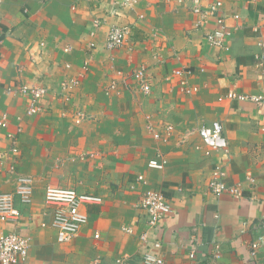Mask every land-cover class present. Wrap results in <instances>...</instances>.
<instances>
[{
    "label": "crops",
    "instance_id": "1",
    "mask_svg": "<svg viewBox=\"0 0 264 264\" xmlns=\"http://www.w3.org/2000/svg\"><path fill=\"white\" fill-rule=\"evenodd\" d=\"M129 1L0 0V193H14L17 176L34 181L29 205L15 197L19 223H0V234L29 238L24 264H144L147 251L163 264H264V107L228 98L230 92L264 98V66L255 68L256 55L264 59L258 46L264 42V0H203L204 7L221 4L230 30L222 50L206 39L216 20L195 28L199 17L188 0ZM113 26H128L130 33L110 51L106 37ZM141 68L148 94L134 76ZM175 70L190 73L180 78ZM73 79L80 83L69 94L62 86ZM182 80L196 91L185 93ZM22 85L47 92L36 116L26 115L30 99ZM78 112L84 118L77 130H60ZM212 122L222 126L225 151L206 156L196 134L179 144L185 133ZM148 125H172L174 133L156 140ZM8 135L16 138V155ZM71 151L102 154L72 165H84L80 172L87 173L86 186L72 188L101 195L102 204L86 206L87 224L70 243L58 244L44 191L63 171L58 157ZM159 154L167 159L165 168L149 169L148 160ZM216 165L225 169L228 185L242 184L240 197L208 190ZM138 175L147 184L137 182ZM110 183L124 187L123 194L110 195ZM148 188L159 189L171 207L155 228L138 206ZM145 232L146 244L139 239ZM155 241L159 249L151 248Z\"/></svg>",
    "mask_w": 264,
    "mask_h": 264
},
{
    "label": "built area",
    "instance_id": "2",
    "mask_svg": "<svg viewBox=\"0 0 264 264\" xmlns=\"http://www.w3.org/2000/svg\"><path fill=\"white\" fill-rule=\"evenodd\" d=\"M187 0H178L179 3H184ZM191 6V12L199 17L195 22V28H199L207 22L208 19L214 18L216 20L217 27L206 35V39L209 44L218 48L227 49V39L230 35V30L225 22V17L220 14L221 4L219 2L210 3L206 7L201 4L203 0H188ZM130 2L125 0V3ZM236 19L238 16H234ZM99 22L96 21L94 25L98 26ZM130 29L128 26H113L109 29L106 37V49L115 50L121 48L128 35ZM94 44H90L93 46ZM258 46L264 48V42L259 41ZM255 68L263 70L264 59L263 55L259 54L255 57ZM85 72L88 71V62L84 64ZM190 72L185 70H175L173 74L177 77H184L189 75ZM135 78L139 81L143 92L148 94L150 92V86L148 84L146 71L144 68L138 69L134 73ZM79 79H73L68 83L63 84V89L67 90L69 94L74 88L79 86ZM117 82L112 80L109 85V89H115ZM181 87L185 93H193L195 88H190L186 85V81H181ZM20 92L27 95L30 99V104L26 110V115L34 116L38 114L42 107L39 105L43 98L46 96V90L38 87H29L22 85ZM69 94L64 99H68ZM229 99H237L239 101L250 102L257 107H264V98L253 95H236L233 92L228 94ZM78 119H83L84 116L81 112L76 114ZM6 124H2L5 127ZM147 129L153 135L156 140L167 139L174 133L172 125H165L161 129H155L153 126L148 125ZM19 132V131H18ZM196 134L203 142L206 149L204 154L209 156L213 151L226 150L227 141L223 137L222 126L219 122L202 123L196 128L195 131L185 133L182 138L179 139V144H185L190 136ZM9 139L13 143L12 153L17 154V141L14 135H8ZM197 149H200L197 147ZM196 149V150H197ZM167 164V159L161 154L156 158L148 160L147 167L152 170L162 171ZM11 170L13 168L11 167ZM137 182L147 184V181L142 175H138ZM247 182L254 183V180L247 176L245 178ZM16 187L14 193L6 192L0 193V223L16 225L21 219V211L15 205V197L23 205H29L32 202L34 181L29 176H17L15 179ZM208 190L215 196L228 195L234 198L241 195V183L228 185L226 182V171L222 165H216L213 167L210 176L207 181ZM102 198L95 194L78 192L74 188H59L56 186H47L44 191V203L53 208L51 216V227L56 232V242L58 244H67L74 240L81 228L87 224L88 217L84 212V208L90 205H101ZM139 207L147 214V224L149 228H155L158 223L168 217L171 214V207L165 200L163 194L159 189L148 188L143 193L141 199H139ZM122 232L125 234H133L132 227H123ZM96 237V236H95ZM143 243H148V234L142 233L139 238ZM261 246L264 248V236L261 239ZM160 243L155 241L152 243L151 248L159 249ZM30 247L29 238L21 235L17 231H10L0 234V264H24L28 258V252ZM257 246L253 244L251 246V255L255 256V249ZM195 254L191 253L190 258H194ZM144 264H163V261L151 252H146L143 255ZM87 264H98V262L91 261Z\"/></svg>",
    "mask_w": 264,
    "mask_h": 264
},
{
    "label": "rangeland",
    "instance_id": "3",
    "mask_svg": "<svg viewBox=\"0 0 264 264\" xmlns=\"http://www.w3.org/2000/svg\"><path fill=\"white\" fill-rule=\"evenodd\" d=\"M73 119H74V120H72L73 124H70V122L67 123L66 125L62 124L60 130L65 131L66 129H68L70 133L75 132L77 130L76 129L77 126H79V124L83 120L78 119L76 117V115H74ZM33 126H34V130L33 131L37 130V122L36 121L34 122ZM106 154L107 153H104V155H106ZM48 156L50 157L51 154L48 155ZM101 156H102V154L101 155L98 154V156L96 158V157H92V155H90L88 153L85 154V153H82V152H80L77 155H75V152H73V151H71L68 154L60 155L58 157L57 161H56V165H58V169L61 166H63V171L62 172H58V175L54 176V177H56V179L58 178L57 182L55 183L56 184L55 186L59 187V188H72V187H75V185L77 183L79 184V182H83L84 187H85L86 184H87L86 183V178H85L87 173L85 171L80 172V169L84 168L85 166L84 165H82V166L78 165V169L77 168L74 169V167H72V165L73 164L74 165L77 164V160H78L79 163H84V161H87V159L93 158L92 160H98L99 158H101ZM79 174H81V175L79 176ZM124 190H125V188L124 187L123 188L119 187L118 184H115V183L114 184H112V183L109 184V194L110 195H113V194H116V193L123 194Z\"/></svg>",
    "mask_w": 264,
    "mask_h": 264
}]
</instances>
